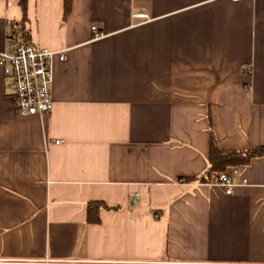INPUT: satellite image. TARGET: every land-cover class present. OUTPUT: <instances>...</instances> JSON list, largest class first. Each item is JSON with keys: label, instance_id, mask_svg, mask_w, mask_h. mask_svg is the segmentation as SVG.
<instances>
[{"label": "crops", "instance_id": "crops-1", "mask_svg": "<svg viewBox=\"0 0 264 264\" xmlns=\"http://www.w3.org/2000/svg\"><path fill=\"white\" fill-rule=\"evenodd\" d=\"M19 1L0 0V52ZM26 28L66 57L43 117L17 115L0 68V264H264V157L231 195L185 181L209 167V114L221 148L264 145V0H73L67 17L27 0Z\"/></svg>", "mask_w": 264, "mask_h": 264}, {"label": "built area", "instance_id": "built-area-1", "mask_svg": "<svg viewBox=\"0 0 264 264\" xmlns=\"http://www.w3.org/2000/svg\"><path fill=\"white\" fill-rule=\"evenodd\" d=\"M13 24L12 21L7 24L8 49L0 52V68L7 79V89L15 100L19 117L46 116L53 107L52 64L57 57L64 61L65 52L23 43L13 29ZM92 30L94 38L102 36L96 27ZM239 170L238 167H232L229 171L219 173L213 177L211 184L222 187L227 195H231L235 186L232 175H236Z\"/></svg>", "mask_w": 264, "mask_h": 264}, {"label": "trees", "instance_id": "trees-1", "mask_svg": "<svg viewBox=\"0 0 264 264\" xmlns=\"http://www.w3.org/2000/svg\"><path fill=\"white\" fill-rule=\"evenodd\" d=\"M73 0H64V15L67 17L72 9ZM19 6L22 9L23 18L18 25L17 33L23 39V43H27L28 30L26 28L27 22V0H20ZM15 27V24H14ZM210 123V139H209V167L205 173L198 177L185 179V181H196L200 183H211L213 177L219 173L227 171L232 167L249 166L256 158L264 157V145L245 150L223 149L221 148L212 131V117L209 114ZM102 208H108L103 202L92 201L88 204V222L99 223V211Z\"/></svg>", "mask_w": 264, "mask_h": 264}]
</instances>
